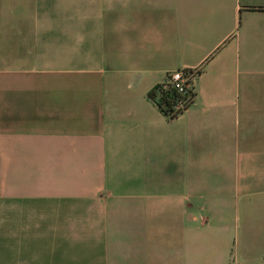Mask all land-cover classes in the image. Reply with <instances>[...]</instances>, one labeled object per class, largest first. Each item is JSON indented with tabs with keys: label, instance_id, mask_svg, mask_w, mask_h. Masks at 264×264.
Returning <instances> with one entry per match:
<instances>
[{
	"label": "crops",
	"instance_id": "crops-1",
	"mask_svg": "<svg viewBox=\"0 0 264 264\" xmlns=\"http://www.w3.org/2000/svg\"><path fill=\"white\" fill-rule=\"evenodd\" d=\"M0 264H264V0H0Z\"/></svg>",
	"mask_w": 264,
	"mask_h": 264
},
{
	"label": "trees",
	"instance_id": "trees-1",
	"mask_svg": "<svg viewBox=\"0 0 264 264\" xmlns=\"http://www.w3.org/2000/svg\"><path fill=\"white\" fill-rule=\"evenodd\" d=\"M160 95V102L158 101V105L160 108L166 113H171V117H175L176 114H172L174 112V104L182 99L185 101V108L188 107L194 100L195 92L191 89H187L185 92H179L174 87L170 86L167 83V77L161 83H158L150 92L149 96L155 100L157 96ZM184 110V109H183Z\"/></svg>",
	"mask_w": 264,
	"mask_h": 264
},
{
	"label": "built area",
	"instance_id": "built-area-1",
	"mask_svg": "<svg viewBox=\"0 0 264 264\" xmlns=\"http://www.w3.org/2000/svg\"><path fill=\"white\" fill-rule=\"evenodd\" d=\"M197 70L193 69H177L171 71L167 75V83L177 89L179 92H185L187 89H191L195 92V77ZM155 101L160 102V95L155 98ZM174 112L172 114L178 115L185 109V101L182 99L178 100L174 106ZM171 116V113L167 114Z\"/></svg>",
	"mask_w": 264,
	"mask_h": 264
}]
</instances>
